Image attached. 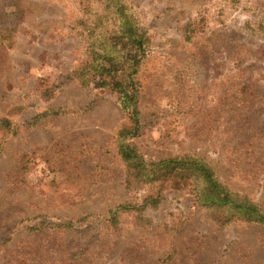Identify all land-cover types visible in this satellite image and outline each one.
<instances>
[{
    "label": "rangeland",
    "instance_id": "obj_1",
    "mask_svg": "<svg viewBox=\"0 0 264 264\" xmlns=\"http://www.w3.org/2000/svg\"><path fill=\"white\" fill-rule=\"evenodd\" d=\"M73 1L0 0V264H264V225L172 183L111 221L150 191L125 183L117 95L65 79L84 47ZM124 1L150 36L126 143L146 163L203 159L264 213V0Z\"/></svg>",
    "mask_w": 264,
    "mask_h": 264
},
{
    "label": "trees",
    "instance_id": "obj_2",
    "mask_svg": "<svg viewBox=\"0 0 264 264\" xmlns=\"http://www.w3.org/2000/svg\"><path fill=\"white\" fill-rule=\"evenodd\" d=\"M77 18L76 35L83 41L78 65L66 76L67 82L82 88L111 90L129 115L131 127L118 133L117 154L128 187L148 188L142 205H120L110 212L112 222L119 212L140 213L149 206L156 209L161 202V189L172 183L191 193L205 208L220 210L223 223L238 221L264 225V213L258 204L229 191L203 159L178 157L146 163L137 149L126 140L137 136L142 123L137 109L139 83L137 74L150 48V36L140 13L124 0H74ZM8 127V122H3ZM71 229V223L57 227Z\"/></svg>",
    "mask_w": 264,
    "mask_h": 264
}]
</instances>
